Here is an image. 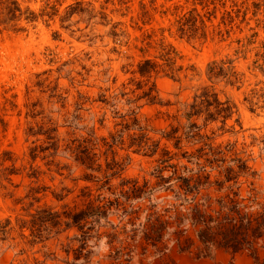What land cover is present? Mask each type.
Masks as SVG:
<instances>
[{
    "label": "rangeland",
    "instance_id": "1",
    "mask_svg": "<svg viewBox=\"0 0 264 264\" xmlns=\"http://www.w3.org/2000/svg\"><path fill=\"white\" fill-rule=\"evenodd\" d=\"M13 1L23 13L18 20H8L0 11V264L72 263L74 255L68 258L66 250L78 247L71 241L77 229L33 242L29 225L22 227L40 209H81L77 196L86 186L96 194V184L84 179L91 172L74 160L72 148L92 133L110 142L134 119L158 141L161 131L187 126L184 115L204 88L222 102L230 100L234 114L225 128L220 119L206 122L205 113L192 121L214 148L233 147L228 159L247 160L255 175L241 177V194L248 197L254 188L258 201H264V0ZM190 12L199 16L196 28L182 35L177 22ZM162 45L174 50L175 72L161 68L147 81L137 73L138 66L145 60L162 65ZM213 62L236 74L234 85L223 77L209 79ZM150 87L157 104L142 98ZM138 134L125 131L123 144L113 148L117 160L126 163L121 177L112 181L114 192L120 191L123 179L156 183L152 174L160 155L129 148ZM204 142L185 141L178 151L163 140L159 153L167 146L179 155L173 164L191 168L181 154L199 155ZM105 150L100 142L96 152ZM31 189L39 201L27 198ZM111 220L118 224L120 218ZM90 245L93 262L106 264L107 240L93 239ZM259 257L264 260V250ZM231 261L254 262L248 253L234 256L224 249L198 257L177 248L165 256L138 248L134 258V264Z\"/></svg>",
    "mask_w": 264,
    "mask_h": 264
},
{
    "label": "trees",
    "instance_id": "2",
    "mask_svg": "<svg viewBox=\"0 0 264 264\" xmlns=\"http://www.w3.org/2000/svg\"><path fill=\"white\" fill-rule=\"evenodd\" d=\"M0 11L6 14L8 20H18L23 15L20 6L13 0H0ZM192 14L184 15L177 22L182 35L196 28L199 16ZM160 58L162 65L145 60L139 64L137 73L147 81L161 68L174 73L173 48L162 45ZM207 72L209 79L227 78L231 85L235 83L232 78L237 79L234 72L219 68L216 62L209 64ZM153 92L154 87H150L142 98L157 104L158 99ZM202 113L206 115V122L220 119L222 128H225L234 114V106L230 100L222 102L217 93L204 88L195 97V105L184 115L189 121L187 126H171L170 131H161L158 141H152L148 129L141 127L137 119L132 125L126 124L118 135L111 136L110 142L104 138L98 139L92 133L71 152L74 160L91 172L84 179L96 184V194L86 186L77 196L82 203L81 209L66 206L63 212L40 209L22 227L29 225L33 242H45L53 236L77 229L78 234L71 241H77L79 245L77 248L71 245L67 247L68 258L71 252L74 258L72 263L65 261V264H101L100 261L93 262L90 245L93 239L107 240L110 253L106 256V264H134L138 248L144 253L152 249L160 256H165L171 248H177L180 253H195L198 257L209 256L215 249H224L234 256L248 253L254 260L253 264H264L259 257V252L264 250V201H258L254 188L248 197L241 194V177L254 178L255 174L251 172L247 160L238 157L228 159L227 154L233 150L232 146L228 145L222 150L207 143L210 138L203 135L202 127L192 121L193 117ZM131 129L139 134L132 137L129 148L136 146L137 151L149 156L160 155L152 174L156 183L152 185L145 181L140 184L138 180L123 179L120 191L114 192L112 181L121 177L126 163L117 160L113 148L123 144L125 131ZM163 140L178 151L185 141L192 145L206 142L198 150L199 155L181 154V158L188 159L193 166L189 168L172 163L179 155L169 147L161 148L159 153ZM100 142L106 150L97 153ZM53 148L57 150V145L55 148L54 144ZM46 150L48 148L42 151ZM109 154L112 155L110 159ZM37 155V149H34L32 159L35 160ZM103 159L105 164L102 163ZM10 173L16 171L13 169ZM106 192L114 198L107 197ZM36 193L31 189L27 198L39 201L35 198ZM163 194L164 197H159ZM62 199L59 197V200ZM146 203L149 204L143 208ZM115 215L120 218L118 224L111 220ZM229 264L235 263L231 261Z\"/></svg>",
    "mask_w": 264,
    "mask_h": 264
}]
</instances>
